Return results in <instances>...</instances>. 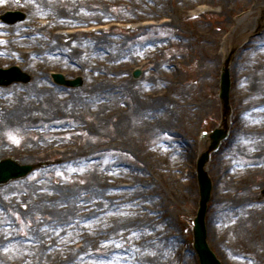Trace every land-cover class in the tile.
I'll return each mask as SVG.
<instances>
[{
    "label": "rangeland",
    "instance_id": "374dc122",
    "mask_svg": "<svg viewBox=\"0 0 264 264\" xmlns=\"http://www.w3.org/2000/svg\"><path fill=\"white\" fill-rule=\"evenodd\" d=\"M11 8L31 14L0 21V67L33 79L0 85V156L36 168L0 185V264H200L197 159L222 120L228 59L208 241L234 264L233 241L249 237L264 264V82L249 59L264 0H0V14ZM52 71L84 84L59 85ZM234 212L241 222L224 232Z\"/></svg>",
    "mask_w": 264,
    "mask_h": 264
},
{
    "label": "water",
    "instance_id": "95a60500",
    "mask_svg": "<svg viewBox=\"0 0 264 264\" xmlns=\"http://www.w3.org/2000/svg\"><path fill=\"white\" fill-rule=\"evenodd\" d=\"M24 17L21 12H8L3 16L5 20L8 22H14L18 19H22ZM141 71L136 70L134 75L136 77L140 76ZM55 80L59 83L78 86L83 83L82 78H77L74 80H67L62 74H53ZM30 80V76L23 72L18 66H13L10 69H0V84H10L14 81H24L27 82ZM229 85L230 79L228 71H226L223 75V91H222V99L224 100L225 107L229 109ZM225 131L216 130L213 134L212 145L209 150L203 153L202 157L199 160L198 165V176L200 183V191H201V201H200V209L198 215L195 218V226H194V235H195V248L199 253L201 264H221V262L217 259L215 254L210 249L207 243V230L205 225V214L207 210V203L211 196L212 183L209 177L207 170L205 169V165L209 160V152L210 150L216 146L217 142L220 138L224 137ZM34 168L31 164H20L13 159H4L0 161V184L6 183L14 178H20L26 176L32 169Z\"/></svg>",
    "mask_w": 264,
    "mask_h": 264
},
{
    "label": "bare ground",
    "instance_id": "6f19581e",
    "mask_svg": "<svg viewBox=\"0 0 264 264\" xmlns=\"http://www.w3.org/2000/svg\"><path fill=\"white\" fill-rule=\"evenodd\" d=\"M232 38L227 41L228 43L232 42ZM263 43L258 45L256 49L253 50V52L251 53V55L249 56V59H251L250 61H252V63L254 64L252 68H255L256 65H260L259 67H264V38L262 39ZM213 43V42H212ZM250 67V69L252 71H254V73L258 74L260 76V80L262 79L264 82V73H262V71H264V68L262 71H260L259 69H252ZM257 88L258 84L255 81L254 85L252 87ZM262 86L264 88V83H262ZM238 92V91H237ZM240 99L243 100L244 97L240 96ZM229 205L226 203L225 209H228ZM218 208V207H217ZM224 209V208H223ZM249 211V210H247ZM231 213L230 210H225V215L223 217H229L231 215H229ZM234 214H236L235 212L232 214V220H234L235 223H231L226 225L225 227H223V231H229L232 230V228L234 227H238V225L241 222V219H236V217H234ZM236 224H238L236 226ZM232 225V226H231ZM237 230L241 231L240 228H238ZM242 233H240L239 235H241ZM259 234H263V232H259ZM255 237V236H254ZM253 237V238H254ZM250 241L251 239L249 237H241L238 236V238H236L233 241V246L235 247V253H234V264H257V258H258V246L257 245H250ZM262 248L264 249V244L262 246Z\"/></svg>",
    "mask_w": 264,
    "mask_h": 264
},
{
    "label": "snow or ice",
    "instance_id": "6c2138e0",
    "mask_svg": "<svg viewBox=\"0 0 264 264\" xmlns=\"http://www.w3.org/2000/svg\"><path fill=\"white\" fill-rule=\"evenodd\" d=\"M11 135V134H10ZM12 139L15 140V142L19 143V139L17 137H15L14 135L11 137ZM7 251V249H5Z\"/></svg>",
    "mask_w": 264,
    "mask_h": 264
}]
</instances>
